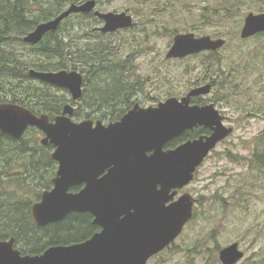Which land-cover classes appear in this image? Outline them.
I'll list each match as a JSON object with an SVG mask.
<instances>
[{"label":"water","instance_id":"1","mask_svg":"<svg viewBox=\"0 0 264 264\" xmlns=\"http://www.w3.org/2000/svg\"><path fill=\"white\" fill-rule=\"evenodd\" d=\"M92 11L103 20V26L98 28L103 33L134 24L128 12H101L97 10V0H86L72 3L57 16L41 22L24 41L37 44L70 15ZM260 32H264V12H250L241 38ZM226 42L222 37L177 33L166 58L218 51ZM29 75L69 90L74 101L83 94L84 75L78 70L32 68ZM211 90L212 84L208 83L156 106L136 103L121 119L108 124L102 120H73L75 107L71 103L51 120L48 114H35L20 104L0 102L2 133L20 139L29 127L35 126L45 135L42 143L55 147L51 158L58 162V170L53 187L43 191L40 200L32 204L33 220L43 226L71 212H91L104 226L101 233L84 243L50 247L38 256L22 255L14 248L13 237L0 240V264H146L174 241L193 217L197 203L190 192L175 199L179 190L195 179L198 167L211 150L234 131L224 123L225 116L214 103H192L194 97ZM196 127L208 128L211 133L164 150L168 142ZM79 185H83L79 191H70ZM122 214L126 217L119 219ZM243 257L238 242L219 252L223 264H236Z\"/></svg>","mask_w":264,"mask_h":264},{"label":"rangeland","instance_id":"2","mask_svg":"<svg viewBox=\"0 0 264 264\" xmlns=\"http://www.w3.org/2000/svg\"><path fill=\"white\" fill-rule=\"evenodd\" d=\"M99 1L97 10L101 12L125 11L133 16L136 25L132 29L104 39L120 47L122 59L131 56L127 71L138 81L132 99L145 107L156 106L172 96L181 98L192 88L211 83L199 79L209 51L166 58L175 36H170V31L180 28L179 33L227 40V46L218 54L224 68L218 80H226V85H212L211 92L201 98L205 103H214L226 116L225 124L234 131L212 149L198 167L195 179L183 188V193L188 191L197 198L194 217L173 248L149 264H222L218 251L234 242L245 252L238 264H264V165L255 156L264 158V142L260 141L264 132V34L244 42L241 38L246 16L264 12V0H231L234 5L229 7L222 6L226 0ZM72 21L77 23L78 19ZM90 22H82L81 26L88 23L99 28L104 24L103 20ZM17 50L22 54L29 51L24 46H17ZM44 136L42 131L36 134L39 145ZM33 137L30 134V139ZM53 170L48 167L45 171ZM30 187L27 198L33 199L41 187L35 181Z\"/></svg>","mask_w":264,"mask_h":264},{"label":"trees","instance_id":"3","mask_svg":"<svg viewBox=\"0 0 264 264\" xmlns=\"http://www.w3.org/2000/svg\"><path fill=\"white\" fill-rule=\"evenodd\" d=\"M83 1L86 0H0V102L20 104L35 114H48L51 119L61 114L67 103L79 104L73 116L76 119H90L94 116V119L108 121L120 119L136 103L132 97L137 93L138 81H134L127 71V60L131 56L122 59L120 47L104 39L122 30L132 29L136 23L129 28L103 33L88 23L81 26L82 22L88 20L92 21L90 24L102 22L93 11L74 13L64 19L56 31L48 32L39 43L24 41V37L38 24L57 16L72 3ZM231 3V0H226L222 2V6L229 7ZM99 6L101 3L97 0V8ZM128 9L135 13L139 11L136 8ZM74 17L78 19L77 23L72 21ZM180 30L175 28L170 31V36L176 35ZM262 34L264 33L256 34L253 38ZM235 36L238 37L237 31ZM92 38L95 40H91ZM81 39L85 41L81 42ZM242 40L244 42L249 38ZM17 46L28 48V53L22 54ZM226 46L227 43L224 47ZM219 50L209 52L204 62V72L199 79L204 83L210 81L213 87L223 88L226 80H218L224 72L223 61L218 57ZM32 68L82 72V97L74 101L67 89L31 77L29 70ZM231 82H234V78H231ZM194 101L205 103L201 97ZM40 133L37 127L32 126L22 138L16 139L0 131V238L14 236L25 247H30V236L38 234L30 235V230L35 229L30 226V206L40 200L44 190L53 187V178L58 168V162L51 158L54 146L51 143L39 145L35 136ZM205 133H209V130L197 128L187 131L173 145ZM30 134L34 136L32 139ZM260 141L264 142V132ZM255 156L264 165L263 156ZM48 167L56 170L53 173L47 172L45 170ZM34 181L41 190L35 193V198L28 199L32 188L30 184ZM72 190L76 191L78 188ZM77 220L78 218L69 217L63 219L62 223L48 225L52 242L68 235L80 236L79 228L82 229V225L75 224L74 221ZM65 230L68 232L60 233Z\"/></svg>","mask_w":264,"mask_h":264},{"label":"flooded vegetation","instance_id":"4","mask_svg":"<svg viewBox=\"0 0 264 264\" xmlns=\"http://www.w3.org/2000/svg\"><path fill=\"white\" fill-rule=\"evenodd\" d=\"M192 103H194V102L192 101ZM225 121H226V116H225L224 122ZM208 130H209L208 134H210L211 130L210 129H208ZM176 139L177 138H175L174 140L168 142L167 145L164 147V150H169V149H173V148L177 147L180 143L176 144V145H173L174 144L173 142H176L175 141ZM102 175H104V174H102ZM82 187H83V185H79V186H76V187H71L70 191H75V190H72V188H78V190H76V191H79ZM182 191H183V189H180L179 193L182 192ZM186 192H188V191H186ZM178 197L176 196L175 199H177ZM69 217L78 218V220L74 221V223L82 225V227H81L82 229L79 228L80 236H78V237H70L68 235V236H66V237H64L62 239L55 240V241L52 242V239L49 237V234L51 233V231L49 230V227H47V226L50 225V224L58 223V222L62 223L63 219L69 218ZM125 217H126V214H122V215L119 216V219H124ZM31 218H32V220L30 222V226H31V228L33 227L35 229L30 230V235H33L35 233H38V234L35 235V236H30V242H28V245L30 247H25V244L17 241L16 237H14V236L0 238V240L7 241V240H10L12 237H14V239H15L14 248L18 249L21 252L22 255L38 256V255L44 254L46 252V250L49 249L50 247H54V246H72V245H75V244H81V243H84L85 241L93 238L95 235H98L99 233H101L104 230V226L98 221L99 217L96 214H93L91 212H71V213L67 214L62 220L57 221V222H53V223H49V224L43 225V226L38 225L33 220L32 215H31ZM190 220L185 223L180 235L183 233V231L186 228V226L190 223ZM67 232L68 231L65 230V231H61L60 233H67ZM180 235H178V236H180ZM176 239H177V237H176ZM176 239L174 241H172L170 244L166 245L158 253H155L154 255H152L148 259L146 264H149L150 261L154 260L158 256H161L164 253H166L169 250H171L173 248V246L175 245ZM95 248L97 250L99 249L98 246H96ZM105 248L107 249V248H110V247L106 246ZM239 248H240V245H239ZM220 250L218 252H220ZM244 256H245V252H244ZM220 262H221V260H220ZM238 263H236V264H238Z\"/></svg>","mask_w":264,"mask_h":264}]
</instances>
